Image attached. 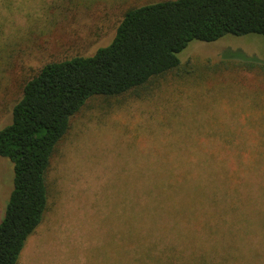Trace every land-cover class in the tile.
I'll list each match as a JSON object with an SVG mask.
<instances>
[{
  "label": "rangeland",
  "instance_id": "374dc122",
  "mask_svg": "<svg viewBox=\"0 0 264 264\" xmlns=\"http://www.w3.org/2000/svg\"><path fill=\"white\" fill-rule=\"evenodd\" d=\"M152 1L157 0H0V127L10 120L23 79L48 60L92 54L111 41L127 8ZM177 56L264 65V37L192 40ZM196 71L168 78L135 100H91L72 118L51 158L49 210L18 264H119L122 236L135 218L133 205L148 192L160 195L168 186L178 187L173 190L178 198L194 200L201 182L219 194L231 186L229 166L221 172L210 166L224 153L240 152L223 146L229 142L254 149L264 140V70L223 69L204 80L195 79L203 73ZM251 156L258 164L250 174L263 173L261 156ZM224 158L219 163L230 160ZM12 178L11 162L0 157V215ZM256 181L252 195L264 202ZM252 202L244 191L237 204L246 210L253 209ZM258 217L251 215L254 221ZM237 218L234 227L243 224ZM254 226L264 235L259 222Z\"/></svg>",
  "mask_w": 264,
  "mask_h": 264
},
{
  "label": "trees",
  "instance_id": "16d2710c",
  "mask_svg": "<svg viewBox=\"0 0 264 264\" xmlns=\"http://www.w3.org/2000/svg\"><path fill=\"white\" fill-rule=\"evenodd\" d=\"M226 34L264 37V0H157L135 5L124 11L108 44L90 55L48 60L21 81L10 120L0 127V157L11 162L13 171L12 189L0 215V264H18L28 237L48 212L51 158L72 118L89 101L135 100L168 78L180 80L196 69L203 72L194 75L196 80L223 69L264 70L253 61L209 64L177 56L192 40L210 42ZM230 143L223 146L240 152L224 153L210 167L221 172L229 166L226 180L233 188L219 194L207 191V182H201L194 200L178 198L173 191L178 187L168 186L160 195L148 192L143 202L133 205L135 218L131 231L122 236L119 264H264V235L254 226L259 222L264 228V202L256 201L250 189L258 179V192L264 196V172L250 174L258 164L254 152L264 163V140L254 149ZM224 157L230 160L219 163ZM185 183L191 185L192 180ZM244 191L253 209L241 210L237 204ZM252 214L259 215L256 221ZM238 215L243 224L234 227Z\"/></svg>",
  "mask_w": 264,
  "mask_h": 264
}]
</instances>
